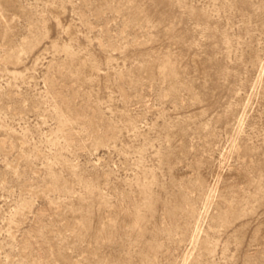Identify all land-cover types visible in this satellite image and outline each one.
<instances>
[{
    "label": "rangeland",
    "instance_id": "rangeland-1",
    "mask_svg": "<svg viewBox=\"0 0 264 264\" xmlns=\"http://www.w3.org/2000/svg\"><path fill=\"white\" fill-rule=\"evenodd\" d=\"M0 264H264V0H0Z\"/></svg>",
    "mask_w": 264,
    "mask_h": 264
}]
</instances>
